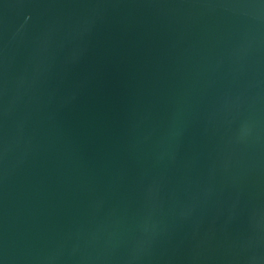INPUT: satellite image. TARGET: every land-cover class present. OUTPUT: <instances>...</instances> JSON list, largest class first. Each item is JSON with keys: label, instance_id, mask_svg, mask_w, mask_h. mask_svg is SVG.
Segmentation results:
<instances>
[{"label": "water", "instance_id": "obj_1", "mask_svg": "<svg viewBox=\"0 0 264 264\" xmlns=\"http://www.w3.org/2000/svg\"><path fill=\"white\" fill-rule=\"evenodd\" d=\"M0 264H264V0H0Z\"/></svg>", "mask_w": 264, "mask_h": 264}]
</instances>
